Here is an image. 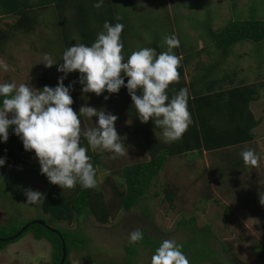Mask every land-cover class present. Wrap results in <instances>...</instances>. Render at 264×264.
<instances>
[{"label":"rangeland","instance_id":"1","mask_svg":"<svg viewBox=\"0 0 264 264\" xmlns=\"http://www.w3.org/2000/svg\"><path fill=\"white\" fill-rule=\"evenodd\" d=\"M118 1L132 13L129 15L131 28L127 33L128 40L126 39L125 42L129 55L142 47L155 49L157 47L161 52L166 51L164 37L174 33L181 41L180 47L174 49L175 53H183L187 56L190 54V57L195 55L200 64L196 74L200 76L207 74L209 79L236 75L238 82L242 80L247 83L262 82L263 86L259 89L260 98L251 102L252 113L261 120L260 125L253 129L257 137L252 142L235 148L231 147L228 150L169 157L140 205L129 211L117 208L116 215L110 217L106 224L98 223L90 214H83L80 217V223L74 221L68 224L57 221L53 223V227L73 230L77 226V229H81L88 237L89 252L93 256L99 259L104 256L107 258L105 262L128 264L125 246L130 243L131 231L140 228L145 236L155 237L159 244L164 239H175L183 244L193 235L192 229L181 227L178 222L195 216L194 227L197 230L202 229L206 224L210 225V234L208 232L209 236L207 235L208 247L220 254L217 259L222 264H238L231 261L232 254L245 264H264V258L258 257L257 252L251 248L253 245L264 244V205L260 203L261 198H264V40L237 42L229 51V58L224 59L222 50L215 41H212L210 35L211 30L220 31L234 20L264 18V0H183L182 3L170 0ZM63 18L62 20L54 6H50L45 9L41 19H38V25L34 31L13 33L4 51L0 52V61L7 62L9 66L7 72L0 70V82L14 80L18 85L29 82L33 87L38 88L41 75L39 72H44L48 79L51 78L49 80H53V84L58 83V77L63 73L58 72L54 66L48 68L39 62L46 56H50L54 62L63 63L56 55L49 54L51 51L56 53L60 50L63 39H56L58 45L51 40L53 39L54 42V37H61L63 21H72L74 17L72 14L63 13ZM15 19L13 16H2L1 25L6 28L7 24L13 23ZM79 38L82 41L81 37ZM77 40L79 39L75 37L72 44ZM45 47H47L46 50ZM203 47L202 51H198ZM194 49L197 51H193ZM216 65L218 67L222 65L223 69L219 73L212 71L213 77H211L210 68L213 69ZM117 98V94H111L109 99L102 101L107 103V106L118 105ZM125 124L128 123H122L121 129L118 130L122 131ZM143 128L149 129L159 139L165 140L163 130L158 131L139 119L134 120L128 126L129 132L124 130L127 134L124 143L130 151L127 155L128 159L118 157L113 159L114 161L109 160L113 163L112 169L116 168V171L124 165L130 166L150 159L146 138L141 132ZM157 132L161 134L157 135ZM120 135L123 137L122 134ZM130 137L133 147L127 146L131 143ZM20 143L23 146L22 141ZM0 144L3 146L4 142ZM245 147L255 149L261 156L259 168L247 165L237 169L233 167V173H230L229 166L225 163L230 157L233 161L236 157L241 158L240 153ZM2 150L0 157H5ZM97 150L101 151V149ZM18 154L25 161L24 164L10 163L7 159L5 164L10 168V175L21 187V192L18 197H13L12 194L7 197L0 191V225L7 223L9 217L8 221L11 220L18 226L23 224L22 227L42 216L46 220L49 218L47 215H42L40 204H26V197L23 195V190L26 188L44 192L46 183L49 181L40 173L38 159L32 152L26 151L23 147V151ZM111 156L110 154L107 157L106 152L102 162L97 166V185L94 187L98 191H103L108 201L112 192H108L111 187L107 177H112L116 182L123 181L115 175V171L106 168L110 166L111 162L107 160ZM168 191L174 192L171 202L167 200ZM22 204L27 207L20 209ZM226 207L229 208L227 216L225 215ZM145 209L148 214L144 211ZM15 213L16 215L13 216ZM32 234L31 230L21 240L8 244L4 250L0 251V264L47 262L50 247L53 248L54 245L50 246L49 241L46 240L35 241ZM52 240L56 241V239ZM142 245L138 246L137 258L133 260V264H150L151 262L153 253L150 250L144 252ZM223 246L229 251L224 252ZM104 249L106 252L101 255L100 252ZM76 254L83 255V252ZM74 264H79V261L75 259ZM80 264L84 262L80 261ZM203 264H212V262Z\"/></svg>","mask_w":264,"mask_h":264},{"label":"trees","instance_id":"2","mask_svg":"<svg viewBox=\"0 0 264 264\" xmlns=\"http://www.w3.org/2000/svg\"><path fill=\"white\" fill-rule=\"evenodd\" d=\"M170 1L183 2V0ZM94 2L95 0H0V52L4 51L5 45L11 39L13 33H28L34 31L38 25V19H41V15L44 14L45 9L50 6L55 7L62 20L64 19L63 13L72 14L74 17L72 21H63L64 28L62 36L54 37V42L53 39L51 40L52 43L58 45L56 39H63L61 53L72 45L75 37L79 40V37H81L82 41L87 44L94 41L97 38V33L103 30L105 21H110L113 24L117 22L125 24L127 16L120 9L123 10L126 7L120 4L119 1L104 0L103 6L101 7L104 10L101 11L100 15L92 12V10L97 9L93 7ZM103 12L114 13H108L111 17H107ZM2 16H13L16 19L13 23L7 24L5 28L1 25ZM117 17H122V19L118 20ZM125 31H127L126 27L122 33V40L125 45L124 51L129 54V49L125 43L129 31L126 33ZM210 35L212 41L216 42L223 52L224 59H226L229 58V51L237 42L243 40L260 42L264 40V18L234 20L220 31L211 30ZM203 49L204 47L198 51H202ZM193 51L197 50L194 49ZM176 54L183 58L178 68L180 80L178 83L169 86V96L171 98L181 88L189 89L190 98L188 107L193 118V124L180 140L170 142L159 139L149 129L143 128V131L145 130L144 137L146 138L147 151L150 154V159L133 163L130 166L124 165L122 168L117 169L115 175L122 178L124 183L121 180L116 182L112 177H107L108 184L111 187L108 192H112L110 193L111 197L109 201L103 191H98L94 188L84 189L79 183L73 189H62L58 185L50 182L46 183L44 189L45 200L40 203V208L42 215H47L49 218L47 220L43 216L39 218L46 225H29L18 238L32 230V235L35 239L51 241L55 248L54 264H59L61 260L63 254L62 242L68 254L73 250L76 253H82L85 250L86 252H83V257L87 256L93 261L95 258L89 253V241L81 229H77V226L73 230L66 228L60 229L53 227V223L57 221L67 222L68 224L74 221L80 223V217L83 214H90L98 223L106 224L109 222L110 217L116 215L118 212L117 208L129 211L133 207L140 205L169 157L188 153L202 154L204 151L219 152L228 150L231 147L235 148L232 145L238 147L240 146L239 144L254 140L256 134H254L253 129L259 125L261 120L252 113L251 102L260 98L259 89L263 86V83H247L244 80L238 82L236 75L233 77H213L212 71L219 73L223 69L222 65L221 67L216 65L213 69L210 68L209 75L213 77L212 79H209L207 74H203L202 76L197 74L195 77L196 81L189 82L186 80V64L191 59H195L197 63L199 62L195 55L190 57V54H188L189 56L178 52ZM58 58H61V56H58ZM53 66L55 69L57 68V65ZM199 67L200 64L196 66V69ZM39 73L41 75L39 74L40 84L38 88L42 89L46 85L47 76L44 72ZM217 80L219 81L218 85ZM72 81H76L74 76L69 79L66 78L64 83L67 85ZM194 83L197 85H194ZM56 85L55 83L53 87ZM217 87H219L218 90ZM71 94L74 100L72 107L74 110L79 111L78 101L82 93H78L74 86V91ZM117 103L118 105L121 104L118 98ZM110 104L112 103L110 102ZM204 107L207 109L205 114L203 113ZM131 110L133 116L137 114L134 105H132ZM144 124L158 131L161 130L159 126L155 125L154 121L150 120ZM9 133L8 141L3 146L0 144V151L3 149L4 156L10 163L24 164L25 161L18 154L23 151V146L20 143L21 139L12 132V129H9ZM82 145L88 148V155H91L90 146L87 144L86 138H82ZM32 153L35 154L34 150ZM99 157V154H96L94 159H92L94 167L95 163H101ZM225 164L229 166L230 173H233V167L237 169L245 166L242 157H236L234 161L230 157ZM121 188H125V190L121 191ZM0 191L5 196L7 195V197H10V194L13 197H18L21 192V187L10 175V168L6 164L0 169ZM167 193V200L171 202L174 198V192L168 191ZM25 207L27 206L22 204L20 209H24ZM144 211L147 212L146 209ZM228 213L229 208L226 207L225 215L227 216ZM195 222V216H192L189 220H181L178 222L179 226L192 229L193 235L183 243V251L189 258L190 264H203L207 262L222 264L217 259L220 254L216 250L208 247L207 242L208 232L210 234V225L206 224L202 229L197 230L194 227ZM22 225H15L10 220L0 225V236L15 234ZM47 226L55 228L57 232L51 231ZM52 239H56V241ZM6 243L0 241V247H3ZM140 244H143L144 252L150 250L151 253H154L155 249L159 246L155 237L148 236H145V239L137 245H131L129 243L125 246L128 264H133V260H136L138 246ZM251 248L257 252L258 257L261 259L264 258V244L253 245ZM223 251L228 252L229 249L223 246ZM230 258L234 263L245 264L236 255L232 254ZM63 264H69L68 257Z\"/></svg>","mask_w":264,"mask_h":264},{"label":"clouds","instance_id":"3","mask_svg":"<svg viewBox=\"0 0 264 264\" xmlns=\"http://www.w3.org/2000/svg\"><path fill=\"white\" fill-rule=\"evenodd\" d=\"M103 3L104 0H95L93 7L99 9ZM124 28L123 23L105 21L103 30L90 45L77 40L66 48L60 59L63 63L46 56L39 63L48 68L57 65V71L63 73L54 87L45 85L38 89L29 82H0V142L8 141L12 129L26 151L34 150L40 173L62 189H73L78 183L84 189L97 185V170L82 138L92 149L111 153L112 159L129 155L125 137L116 128L117 114L87 104L74 110L71 93L77 82L82 85V93L100 96L107 92L106 100L126 88L139 120L154 121L163 130L165 142L180 140L193 124L188 107L189 89L181 88L169 96V86L180 80L178 68L183 58L174 51L181 45L178 36L173 33L164 37L166 51L157 53L155 48L142 47L129 55L124 51ZM0 70H9L7 62L0 61ZM77 71L78 81L66 85L68 74ZM81 117H96L95 126L82 128ZM240 155L245 165L259 168L261 156L255 149L245 147ZM5 163L6 157H0V167ZM23 195L28 205H39L45 200L44 192L32 188L24 189ZM260 203L264 205V198ZM144 239L140 228L129 233L131 245ZM150 264H190V260L183 244L164 239L151 256Z\"/></svg>","mask_w":264,"mask_h":264},{"label":"crops","instance_id":"4","mask_svg":"<svg viewBox=\"0 0 264 264\" xmlns=\"http://www.w3.org/2000/svg\"><path fill=\"white\" fill-rule=\"evenodd\" d=\"M112 1H115V0H112ZM118 1V0H117ZM107 5H108V3H106ZM104 9L103 8H97V9H95V10H92V12L93 13H96V14H101V11H103ZM120 11L122 12V13H124V14H126V19H125V24L124 25H126L125 27L127 28V31H129V29L131 28V23H130V20H129V15L130 14H132V13H130V10H128V9H120ZM107 17H111L108 13H114V12H103ZM102 13V14H103ZM94 25H95V27H96V24L94 23ZM127 31H125V33L127 32ZM95 41V40H94ZM94 41H92V42H94ZM92 42H89V45L92 43ZM63 46V45H62ZM61 46V47H62ZM61 47H60V50L59 51H57L56 53H54L53 51H51L49 54L50 55H52V56H55L56 55V57L58 58V56H61L62 57V53H61ZM156 49H157V53H160L161 52V50H158V48L156 47ZM57 53L59 54V55H57ZM58 59H61V58H58ZM197 64H199V63H197L196 61H195V59H191L190 61H188L187 62V64H186V67H185V70H186V80L187 81H189V82H195L196 81V79H195V77H196V66H197ZM70 76H68L67 78L69 79L70 77H73L74 76V79L76 80V81H78V78H79V73H77V72H73V73H70L69 74ZM49 79H51V78H49ZM48 78H46V85H48V86H51V83L53 82V80L51 81V80H49ZM206 79V78H205ZM126 80H127V78H126ZM51 82V83H50ZM54 84L52 83V86H53ZM194 85H197L196 83H194ZM75 87H76V91L78 92V93H82V91H81V89H82V85L81 84H79L78 82L75 84ZM218 88L219 87H217V90H218ZM191 91H193L192 89H191ZM109 94L107 93V92H105L104 94H102V95H100V96H97L95 93H82V96H80L79 97V101H78V107L80 108L81 106H83V105H85V104H87V105H90V106H93V107H96L97 109H101V108H103L105 111H110V112H112V113H114V114H117L118 115V120L116 121V128H117V131H118V133H120V134H122L123 135V137H125L127 134H125V132H124V130H126V131H128L129 132V130H128V126L130 125V123L131 122H133L134 120H136V119H139L136 115H132V101H131V97L129 96V94H128V92H127V90H126V88H121V90H120V92H119V94H117V96H118V99H119V101L121 102V104H119V105H112V106H107L108 104L107 103H105V102H103L102 100H106L105 99V96H108ZM110 97H111V95H110ZM207 112V109H206V107H204L203 108V113L205 114ZM97 118L96 117H93V119L92 120H88L87 118H85V117H83L82 119H81V121H82V124H81V126H82V128H89V127H94L95 126V120H96ZM124 122H127L128 124H125L124 125V129L121 131V130H118V129H121V125H122V123H124ZM261 123V122H260ZM260 123H259V125H260ZM258 125V126H259ZM89 126V127H88ZM257 126V127H258ZM256 127V128H257ZM161 132H162V129L160 130ZM141 132H142V134L143 135H145V133H144V131H143V129L141 130ZM161 132H157V135L158 134H161ZM255 137H257V135L255 136ZM254 137V138H255ZM163 139V138H162ZM125 140V139H124ZM133 140H134V137H133ZM164 140V139H163ZM130 141H131V143L130 144H127V146L129 145V147H133V141H132V138L130 137ZM252 142V141H251ZM247 143H249V142H245V143H242V145L243 144H247ZM239 145H241V144H239ZM232 146H236V145H232ZM230 148V147H229ZM90 150H91V157H92V159H94V156L96 155V154H99V161H101L102 162V157L104 156V154L106 153L105 151H100V150H97V149H92L91 147H90ZM129 152V154H130V151H128ZM204 152H210V151H204ZM211 152H213V151H211ZM147 153H148V151H147ZM111 153H109V152H107V157H108V155H110ZM149 154V153H148ZM35 155V154H34ZM112 155V154H111ZM124 157H126V156H124ZM123 157V159H128V156L126 157V158H124ZM149 157H150V154H149ZM130 159H133V158H130ZM109 160H111V161H114L112 158H110V159H108L107 161H109ZM93 161V160H92ZM111 161H109V162H111ZM110 164V166L108 165V166H106V168H108V169H111L112 171H115V169L116 168H114V169H112V162L111 163H109ZM97 166H99V163H95V168H96V170L98 171V169H97Z\"/></svg>","mask_w":264,"mask_h":264},{"label":"flooded vegetation","instance_id":"5","mask_svg":"<svg viewBox=\"0 0 264 264\" xmlns=\"http://www.w3.org/2000/svg\"><path fill=\"white\" fill-rule=\"evenodd\" d=\"M14 215H16V213L15 214H13V216ZM10 218V217H9ZM9 218H8V220H9ZM8 220H7V222H8ZM27 224V223H26ZM3 225V224H2ZM25 225V224H24ZM22 228V227H21ZM20 228V229H21ZM28 228V227H27ZM26 228V229H27ZM19 229V230H20ZM29 232H27L26 234H28ZM26 234H24L23 236H21L20 238H18V236H20V234L16 237V238H18L17 240H15V241H12V240H14V239H16V238H11V239H9V237H11V236H13L14 234H12V235H10V236H0V241L1 242H7L3 247H0V251H2V250H4V248L8 245V244H11V243H14V242H17V241H19V240H21ZM32 236V238L35 240V241H42V240H44V239H35L34 237H33V235H31ZM88 238V237H87ZM9 240V241H8ZM47 241V240H46ZM88 241H89V239H88ZM49 244H50V246L51 245H53L50 241H49ZM89 244L90 243H88V249H90V247H89ZM63 242H62V251H63ZM104 248H105V246H104ZM54 247L52 248V247H50V250H49V260H47V262H44V261H42L40 264H54V254H55V252H54ZM106 249V248H105ZM103 250L102 252H100V254L102 255V254H105V252H106V250ZM82 252H86L85 250L84 251H82ZM63 253V252H62ZM90 253V255L92 256V257H94L95 258V260L93 261V260H91L89 257H83L82 255H77L76 254V251H71L69 254L66 252V248H65V259L68 257V260H69V264H74L75 263V259L77 260V262L79 261V264H80V261H83L84 262V264H92V263H96V264H116V263H114L113 261H110V262H105V261H107L106 259L107 258H105L104 256H103V258L102 259H99V258H97V256L95 257V256H93V254L91 253V252H89ZM82 257H83V259H82ZM61 258H62V256H61ZM65 259H64V261H63V263H65ZM43 260H45V259H43ZM60 262H61V260H60ZM60 262H59V264H60ZM62 263V264H63Z\"/></svg>","mask_w":264,"mask_h":264},{"label":"water","instance_id":"6","mask_svg":"<svg viewBox=\"0 0 264 264\" xmlns=\"http://www.w3.org/2000/svg\"><path fill=\"white\" fill-rule=\"evenodd\" d=\"M32 224H41V225H46L45 224V222L44 221H42V220H39V219H35V220H33V221H30L29 223H27V224H25L18 232H16L13 236H11V237H9V239H11V238H16L19 234H21L29 225H32ZM48 227V229H50L51 231H53V232H57L56 231V229L55 228H53V227H49V226H47ZM64 244V243H63ZM65 247H64V245H63V254H62V258H61V262H60V264H62L63 263V261H64V259H65Z\"/></svg>","mask_w":264,"mask_h":264}]
</instances>
